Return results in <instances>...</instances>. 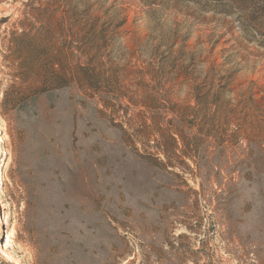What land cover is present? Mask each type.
Instances as JSON below:
<instances>
[{"label": "rangeland", "instance_id": "1", "mask_svg": "<svg viewBox=\"0 0 264 264\" xmlns=\"http://www.w3.org/2000/svg\"><path fill=\"white\" fill-rule=\"evenodd\" d=\"M0 130V264H264V0H0Z\"/></svg>", "mask_w": 264, "mask_h": 264}, {"label": "bare ground", "instance_id": "2", "mask_svg": "<svg viewBox=\"0 0 264 264\" xmlns=\"http://www.w3.org/2000/svg\"><path fill=\"white\" fill-rule=\"evenodd\" d=\"M1 133V130H0ZM3 204L0 202V206ZM3 212L0 211V239L3 236L4 230H3V219H2ZM5 248H4V240H0V252L5 254ZM8 261H14V257L11 253L5 254Z\"/></svg>", "mask_w": 264, "mask_h": 264}, {"label": "trees", "instance_id": "3", "mask_svg": "<svg viewBox=\"0 0 264 264\" xmlns=\"http://www.w3.org/2000/svg\"><path fill=\"white\" fill-rule=\"evenodd\" d=\"M32 40V39H31ZM36 51V50H35ZM33 57H35L34 55H33ZM34 62V59H32L31 58V60H26L25 62H23L22 64H21V66L22 67H24V68H27L28 70H29V72H34L35 70H36V65H35V62ZM54 73V77L57 75V80H61V79H63V77L62 76H60V75H58V74H56L55 72H53ZM60 85L59 84H54L53 85V87H59Z\"/></svg>", "mask_w": 264, "mask_h": 264}]
</instances>
